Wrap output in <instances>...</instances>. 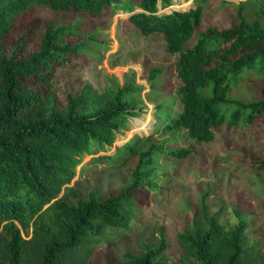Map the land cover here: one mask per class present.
I'll return each instance as SVG.
<instances>
[{
	"label": "trees",
	"instance_id": "obj_1",
	"mask_svg": "<svg viewBox=\"0 0 264 264\" xmlns=\"http://www.w3.org/2000/svg\"><path fill=\"white\" fill-rule=\"evenodd\" d=\"M172 1L0 0V264H89L94 246L110 238L111 228L129 227L143 191L155 184L156 156L190 154L183 147L164 149L171 138L159 143L156 134L182 131L205 143L223 124L249 126L264 113V0H221L233 6V17L220 29H199L207 0H185L186 7ZM38 8L97 18L122 9L143 33L161 34L168 53L176 55L180 109L156 105L158 119L149 134L136 132L110 154L106 146L128 129L131 117L141 115L144 87L135 74L122 84L115 78L102 93L87 83L77 95L68 93L61 107L56 66L106 44L80 21L43 27L33 19ZM164 71L147 68L151 96ZM256 82L263 86L261 95H254ZM85 153L113 165L136 159L129 183L104 200L90 190L71 201ZM250 168L264 170V156ZM205 195L177 234L183 248L178 259L166 256V232L160 230L156 244L143 242L139 254L125 252L119 264H264L245 219L227 226L220 221L222 208L212 212Z\"/></svg>",
	"mask_w": 264,
	"mask_h": 264
},
{
	"label": "rangeland",
	"instance_id": "obj_2",
	"mask_svg": "<svg viewBox=\"0 0 264 264\" xmlns=\"http://www.w3.org/2000/svg\"><path fill=\"white\" fill-rule=\"evenodd\" d=\"M172 2L174 6L189 4L185 0ZM232 7L229 3L222 4L221 0H207L199 29L209 25L219 29L228 26L233 17ZM33 19L43 27L51 21L71 26L80 21L81 28L96 31L106 44L94 46L90 53L70 55L65 64L56 66L54 91L61 107L66 104L68 93L77 95L87 83L102 93L114 85L115 78L122 84L135 74L136 81L144 87L141 115L131 117L128 129L119 132L117 140L106 146L110 154L136 132L149 134L158 119L156 105L174 111L180 109L176 90L181 81L173 70L176 55L168 53L161 34H145L133 25L126 10L117 9L112 16L97 18L85 12L38 8ZM70 41L76 43L77 39ZM152 65L165 71L160 76L157 93L152 92L151 96L146 72ZM253 86L254 95H261L263 86L257 82ZM165 137L171 141L165 143L164 149L183 147L190 149V154L185 158L169 154L156 156L157 171L152 177L155 184L143 191L129 227L111 228L110 238L94 246L88 263L119 264L125 252L139 254L143 242L156 244L161 237L160 230L166 232V256L178 259L183 248L177 234L187 227L203 194L212 212L222 208L220 221L227 226L236 225L239 218L245 219L249 241H256L264 253V170L257 172L250 168L252 160L264 156V113L249 126L223 124L215 129V138L210 142L189 140L182 131L156 134L155 141L160 143ZM93 156L83 155L71 183L77 193L69 194L71 201L87 197L90 190H95L102 200L120 192L129 183L132 168L137 163L136 159H131L122 165H113L110 161L94 160Z\"/></svg>",
	"mask_w": 264,
	"mask_h": 264
}]
</instances>
